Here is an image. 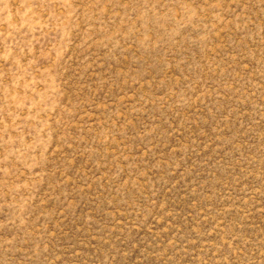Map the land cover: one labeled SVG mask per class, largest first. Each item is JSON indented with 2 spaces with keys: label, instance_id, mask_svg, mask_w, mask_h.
<instances>
[{
  "label": "rangeland",
  "instance_id": "rangeland-1",
  "mask_svg": "<svg viewBox=\"0 0 264 264\" xmlns=\"http://www.w3.org/2000/svg\"><path fill=\"white\" fill-rule=\"evenodd\" d=\"M0 264H264V0H0Z\"/></svg>",
  "mask_w": 264,
  "mask_h": 264
}]
</instances>
